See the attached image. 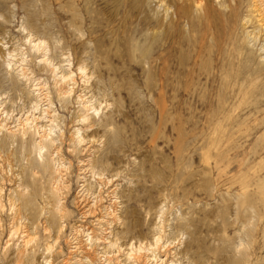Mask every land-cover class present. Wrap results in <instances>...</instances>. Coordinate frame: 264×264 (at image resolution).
Instances as JSON below:
<instances>
[{"label": "rangeland", "instance_id": "rangeland-1", "mask_svg": "<svg viewBox=\"0 0 264 264\" xmlns=\"http://www.w3.org/2000/svg\"><path fill=\"white\" fill-rule=\"evenodd\" d=\"M0 105V264H264V0H0Z\"/></svg>", "mask_w": 264, "mask_h": 264}, {"label": "bare ground", "instance_id": "bare-ground-1", "mask_svg": "<svg viewBox=\"0 0 264 264\" xmlns=\"http://www.w3.org/2000/svg\"><path fill=\"white\" fill-rule=\"evenodd\" d=\"M27 42L31 45L30 47H33L35 48L37 51L38 50H41L43 45V41L41 40H30L28 38ZM45 47V46H44ZM44 49V48H43ZM42 49V50H43ZM7 58L5 60V65L10 68L13 66L12 64V60H11V57H12V54L11 53H7ZM45 56V53L43 55V58L40 59L39 61H41L44 65L43 68L46 67L47 68H50V72L52 73H56L57 69L59 68L58 66H55L53 63H52V60L48 59V57L44 58ZM13 59V58H12ZM14 61V60H13ZM21 61H23V59H21ZM25 61V59H24ZM20 65V64H19ZM68 65V63H67ZM69 67V66H68ZM42 68V69H43ZM78 68V71L79 74L82 73L83 76L86 74H84V69H83V66H79L77 67ZM68 69V68H67ZM49 71V70H48ZM51 73V74H52ZM74 74V73H73ZM17 75L19 77V79H23L28 87V90H27V95L32 97V101H31V106H30V113L28 115H26V117L24 119H22V121L20 122V124L18 125H21L19 129V133H18V129L16 127V129L14 128V131L11 130L13 132V135H15L16 131L17 133L20 135V137H26L25 135L28 134H31V135H35L36 136V139H38L37 141H34L36 142L37 144V152L39 155L38 156V159L40 158V160L42 159V155L43 153H47L49 152L50 148L54 146V142L56 139L53 138L54 136V130H53V126H50V125H46V124H42L43 120H46L45 118H48L47 115L49 114L50 111V107L51 105H53L49 99V95L47 92H43V90L41 88L43 87H39L38 86V83H34L33 82V79H31L32 77H29L28 74H26V72L23 70V69H20L19 71H17ZM32 75V74H30ZM56 75V74H55ZM72 72L71 71H67V72H64L62 74H60L58 76V79L59 81L63 82V84H67V81H73L72 80ZM87 76V75H86ZM85 76V83H88L89 81L87 80V77ZM36 78V77H35ZM55 78V77H54ZM53 78V79H54ZM57 78V77H56ZM56 80V81H57ZM33 83H32V82ZM54 80V82H56ZM57 81V83L59 82ZM60 83V82H59ZM74 83V82H73ZM54 84V83H53ZM56 85V84H55ZM59 85V84H58ZM57 85V86H58ZM68 85V84H67ZM70 85V84H69ZM73 85V84H72ZM46 87V86H45ZM44 87V88H45ZM66 87V86H65ZM68 87V86H67ZM56 92H57V98H59L60 101H67V99L69 98V96L71 95V93L73 92V88L72 86L71 87H68V88H62L60 85L58 88H56ZM51 97V96H50ZM77 98L79 99L80 103H81V107H82V113L81 115L79 116V121L83 124H87L92 116V113L93 115H97L98 114V108H95V106H93L92 102L90 100H86L85 98H83V95H77ZM1 106V105H0ZM4 106V105H3ZM2 109L0 108V116H3L6 117V114L5 111H1ZM50 116V115H49ZM4 117H1L0 118V128H4L6 127L5 125V119ZM4 121V122H3ZM48 122H51V124L53 125V122L54 120L53 119H49L47 120ZM45 122V121H44ZM15 127V126H14ZM9 128V127H8ZM80 130L81 128L77 129L76 133L77 134V140L79 143L85 141L86 139V136H82V134L80 133ZM11 134V133H10ZM28 134V135H29ZM12 135V136H13ZM27 135V136H28ZM29 135V137L31 136ZM14 137V136H13ZM31 138V137H30ZM21 139V138H20ZM33 139V137H32ZM34 140V139H33ZM24 140H22L23 142ZM56 147H53V149L55 150ZM54 152V153H53ZM53 152H49L50 153V158L48 157V162H46L47 164L46 165H51L53 167H51V169H53V173H56V176L53 177L54 178V181H53V184H52V190H54L55 192H57L59 189H58V184H59V180L57 181L56 180V177H57V173H59V168L62 167L60 164H59V161L57 159V154L56 152L57 151H53ZM44 156V155H43ZM46 156V154H45ZM44 156V157H45ZM43 162V161H42ZM41 162H39L40 164ZM42 166H43V163H42ZM60 166V167H59ZM64 166V165H63ZM45 167V165L42 167V169ZM48 167V166H47ZM46 168V167H45ZM61 174V173H60ZM60 176V175H59ZM61 177V176H60ZM109 182V181H108ZM61 183V182H60ZM234 183H236V181H234ZM55 184V185H54ZM54 185V186H53ZM54 195V194H53ZM239 195V194H238ZM115 196V195H114ZM236 202V203H235ZM235 206H236V210L238 209L237 207L239 206V202L238 201H235ZM251 207V206H250ZM244 215L243 217L245 219H247V221L250 220L251 217H254L252 215H249L248 212H243ZM239 214V213H238ZM241 214V213H240ZM252 214L254 215V212H252ZM114 215V214H113ZM237 215V214H236ZM239 216V215H238ZM251 216V217H250ZM55 217V216H54ZM255 218V217H254ZM55 219V218H54ZM236 219V218H235ZM253 219V218H251ZM234 222V221H233ZM244 222V220H243ZM247 223V222H246ZM250 232V231H249ZM251 233V232H250ZM246 234V233H245ZM250 235V234H249ZM247 236V235H246ZM248 237V236H247ZM90 239V238H89ZM155 239V243H157L159 241V237L157 236ZM250 239V238H249ZM248 240V239H247ZM251 240V239H250ZM25 242V241H24ZM27 242H29L28 240L26 241V244ZM246 242V241H245ZM251 242V241H250ZM247 244V243H246ZM250 244V243H249ZM112 245V244H111ZM245 245V244H244ZM158 246V245H157ZM249 246V245H248ZM130 247V246H129ZM150 247V246H149ZM154 247V246H153ZM247 247V246H246ZM152 248V247H150ZM141 249V247H140ZM244 253V252H243ZM242 253V254H243ZM129 255V254H128ZM130 257V256H129Z\"/></svg>", "mask_w": 264, "mask_h": 264}]
</instances>
